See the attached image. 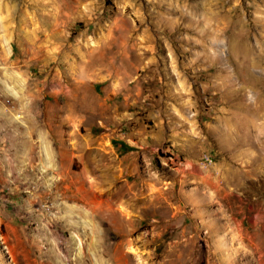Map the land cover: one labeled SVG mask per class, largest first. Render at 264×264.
Listing matches in <instances>:
<instances>
[{"label": "rangeland", "instance_id": "obj_1", "mask_svg": "<svg viewBox=\"0 0 264 264\" xmlns=\"http://www.w3.org/2000/svg\"><path fill=\"white\" fill-rule=\"evenodd\" d=\"M263 99L264 0H0V264H264Z\"/></svg>", "mask_w": 264, "mask_h": 264}, {"label": "bare ground", "instance_id": "obj_2", "mask_svg": "<svg viewBox=\"0 0 264 264\" xmlns=\"http://www.w3.org/2000/svg\"><path fill=\"white\" fill-rule=\"evenodd\" d=\"M247 46V45H246ZM240 47V46H239ZM249 47V46H248ZM246 48V47H245ZM245 50V49H244ZM247 50V49H246ZM251 56V55H250ZM246 57V56H245ZM247 58V57H246ZM249 59V58H248ZM248 62V61H247ZM264 100V99H263Z\"/></svg>", "mask_w": 264, "mask_h": 264}]
</instances>
